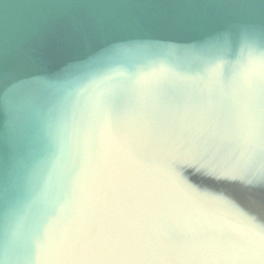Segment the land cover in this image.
I'll use <instances>...</instances> for the list:
<instances>
[{
  "label": "water",
  "instance_id": "water-1",
  "mask_svg": "<svg viewBox=\"0 0 264 264\" xmlns=\"http://www.w3.org/2000/svg\"><path fill=\"white\" fill-rule=\"evenodd\" d=\"M0 264H264V0H0Z\"/></svg>",
  "mask_w": 264,
  "mask_h": 264
}]
</instances>
